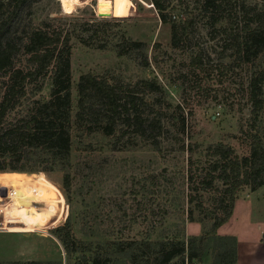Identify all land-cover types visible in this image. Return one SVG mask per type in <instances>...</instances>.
<instances>
[{
    "label": "rangeland",
    "instance_id": "obj_1",
    "mask_svg": "<svg viewBox=\"0 0 264 264\" xmlns=\"http://www.w3.org/2000/svg\"><path fill=\"white\" fill-rule=\"evenodd\" d=\"M163 1L167 23L151 0H29L25 4L9 37L19 47L32 29L70 35L74 112L77 83L82 75L92 74L115 83L122 101L136 98L144 117L159 125L152 134L141 136L120 120L115 133L106 135L97 128L90 131L92 126L85 128L90 124L85 121L74 126L72 150L65 160L28 150L26 171L0 173V186L15 191L19 215L8 224V233L0 231V264H74L76 256L65 252L55 234L66 222L87 246L108 253L120 241L138 242L143 250L137 253H149L144 245L148 241L155 245L199 237L211 225L207 215L225 187L217 179L209 191L194 188L219 157L214 151L229 147L242 157L249 154L250 135L257 133L264 142V76L258 80L264 74V50L247 61L239 59L233 47L243 7L264 11V0H212L220 8L208 0ZM130 41L141 44L130 46ZM28 57L18 51L17 66L27 64ZM146 80H156L158 90L144 89ZM254 84L261 92L256 98L262 101L258 110ZM1 93L0 83V97ZM49 93L45 82L41 94ZM38 97L29 89L27 100L8 115L7 122L25 116ZM190 173L198 174L193 184L188 181ZM39 184L49 186L45 193L49 207L33 212ZM252 192L244 187L238 199L246 200ZM195 193L199 197L192 203L189 199ZM198 202L204 210L195 206ZM3 203L0 200V207ZM61 204L66 216L56 224L45 222L46 232L35 233L45 218L57 215ZM209 253L202 264H212ZM125 257L117 263L113 258L109 264H131Z\"/></svg>",
    "mask_w": 264,
    "mask_h": 264
},
{
    "label": "trees",
    "instance_id": "obj_2",
    "mask_svg": "<svg viewBox=\"0 0 264 264\" xmlns=\"http://www.w3.org/2000/svg\"><path fill=\"white\" fill-rule=\"evenodd\" d=\"M29 0H8L0 4V173L26 171V152L40 150L49 153L53 159L65 160L72 150V133L74 126H82L89 121L90 131L101 130L106 135L116 131L117 123L125 120L128 127L138 135L145 136L157 130L159 123L148 120L137 105L136 98L123 99L120 89L92 74L82 75L77 83V111L73 107V81L71 71L72 45L70 35L55 29H32L17 47L10 33L16 20ZM158 10L161 21L167 23L165 3L163 0H151ZM208 4L214 1L208 0ZM243 22L241 29L233 36V47H236L239 59L250 61L264 50V11L248 6L242 9ZM173 42L177 44L178 34L173 27ZM130 46H139V42L130 41ZM29 56L27 64L17 66L15 56L18 51ZM260 74L258 80L263 78ZM49 83V96L41 94L44 84ZM144 89L157 91L156 80L142 82ZM254 89L253 98L262 107V101L256 99L260 88ZM29 89L39 94L31 101L29 110L16 123L7 122L8 115L27 100ZM98 107V108H97ZM102 108V113L100 112ZM82 124V125H80ZM124 134V133H123ZM122 136V133H121ZM264 142L259 134L250 135L249 154L240 157L231 148L219 147L214 156H219L211 164L206 175L194 187L209 191L214 188V181L221 179L224 189L217 199L215 208L207 215L211 225L204 227L201 236H191L187 240L178 238L144 245L151 251L139 252L143 246L135 241H120L112 253L103 252L101 248L93 250L77 238L69 222L57 227L55 234L68 255L76 256L74 264H109L116 263L120 256L131 264H192L194 260L202 261L212 252V264H237V240L233 236H219L218 229L226 224L234 213L238 194L244 187L256 191L264 186ZM191 171V170H190ZM67 179V177H66ZM198 180V174H188L191 184ZM190 186V184L188 185ZM39 202L46 204L45 193L48 185L37 186ZM198 193L190 196V202H196ZM195 206L204 210L202 202ZM191 221L194 218L188 215ZM154 245V246H153ZM153 246V247H152ZM154 248V249H153ZM11 264V263H10ZM13 264H62L61 262L33 261Z\"/></svg>",
    "mask_w": 264,
    "mask_h": 264
},
{
    "label": "crops",
    "instance_id": "obj_3",
    "mask_svg": "<svg viewBox=\"0 0 264 264\" xmlns=\"http://www.w3.org/2000/svg\"><path fill=\"white\" fill-rule=\"evenodd\" d=\"M219 236L237 240V264H264V186L245 199H237L230 220Z\"/></svg>",
    "mask_w": 264,
    "mask_h": 264
},
{
    "label": "built area",
    "instance_id": "obj_4",
    "mask_svg": "<svg viewBox=\"0 0 264 264\" xmlns=\"http://www.w3.org/2000/svg\"><path fill=\"white\" fill-rule=\"evenodd\" d=\"M11 191L12 192L10 193V189H8V187H7V195L0 199V200L4 201L3 205H1V207H0V231L4 232V233H8L7 227H8V224H11L10 221L13 218L16 219L19 216L18 214H15L16 209H18L17 205H16L17 203L13 199L14 198L13 194L15 193V191L13 189ZM40 205L43 207H39ZM60 206L62 207V209L57 206V208H58V209H56L58 211L57 215L51 216V217L48 216V218H45L44 221L41 222L39 228H37L35 230V233L38 231L43 232V233L46 232V231H44V229L42 230V227H44L45 222L49 223L52 220L53 221L52 224H56L58 221L61 220V218L63 216L64 217L66 216V215H64V209H63L64 207L62 206V204ZM37 209H40V210L46 209L45 204H40L39 202H36V203H34V209H31L30 211L39 212Z\"/></svg>",
    "mask_w": 264,
    "mask_h": 264
},
{
    "label": "water",
    "instance_id": "obj_5",
    "mask_svg": "<svg viewBox=\"0 0 264 264\" xmlns=\"http://www.w3.org/2000/svg\"><path fill=\"white\" fill-rule=\"evenodd\" d=\"M6 195H7V188L0 186V196L5 197ZM263 238H264V235H263Z\"/></svg>",
    "mask_w": 264,
    "mask_h": 264
}]
</instances>
